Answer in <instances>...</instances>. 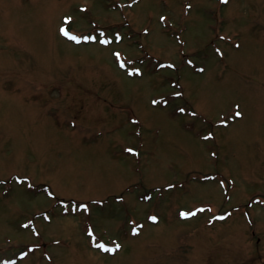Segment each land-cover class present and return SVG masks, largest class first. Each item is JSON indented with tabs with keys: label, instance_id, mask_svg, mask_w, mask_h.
Returning a JSON list of instances; mask_svg holds the SVG:
<instances>
[{
	"label": "rangeland",
	"instance_id": "obj_1",
	"mask_svg": "<svg viewBox=\"0 0 264 264\" xmlns=\"http://www.w3.org/2000/svg\"><path fill=\"white\" fill-rule=\"evenodd\" d=\"M8 262L264 264V0H0Z\"/></svg>",
	"mask_w": 264,
	"mask_h": 264
},
{
	"label": "snow or ice",
	"instance_id": "obj_2",
	"mask_svg": "<svg viewBox=\"0 0 264 264\" xmlns=\"http://www.w3.org/2000/svg\"><path fill=\"white\" fill-rule=\"evenodd\" d=\"M225 2H226V0H225ZM64 34H65V35H68L67 31H65ZM71 38H72V39H76V37H74V36L71 37ZM237 115H239V113H237ZM153 219H155V218H153ZM99 247H103V245H99ZM117 247H118V246H117ZM104 250H105V251H115V249H107V248H105Z\"/></svg>",
	"mask_w": 264,
	"mask_h": 264
}]
</instances>
